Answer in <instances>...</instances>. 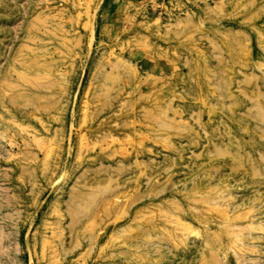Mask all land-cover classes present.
I'll return each instance as SVG.
<instances>
[{
	"label": "rangeland",
	"instance_id": "obj_1",
	"mask_svg": "<svg viewBox=\"0 0 264 264\" xmlns=\"http://www.w3.org/2000/svg\"><path fill=\"white\" fill-rule=\"evenodd\" d=\"M0 264H264V0H0Z\"/></svg>",
	"mask_w": 264,
	"mask_h": 264
}]
</instances>
